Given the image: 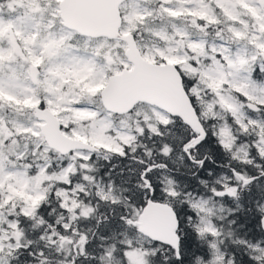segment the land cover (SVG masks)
<instances>
[{
    "label": "snow or ice",
    "instance_id": "1",
    "mask_svg": "<svg viewBox=\"0 0 264 264\" xmlns=\"http://www.w3.org/2000/svg\"><path fill=\"white\" fill-rule=\"evenodd\" d=\"M0 264H264V0H0Z\"/></svg>",
    "mask_w": 264,
    "mask_h": 264
}]
</instances>
